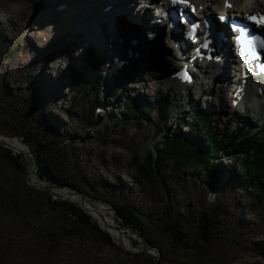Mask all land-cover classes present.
Here are the masks:
<instances>
[{"label":"rangeland","instance_id":"1","mask_svg":"<svg viewBox=\"0 0 264 264\" xmlns=\"http://www.w3.org/2000/svg\"><path fill=\"white\" fill-rule=\"evenodd\" d=\"M137 1L142 4V0ZM61 4L64 7L58 13L62 19L56 12ZM33 6L31 0H0V134L16 136L26 142L35 157L48 159L58 176L77 185L88 201L114 219L130 240L127 249L133 251L122 249L100 228L112 244L102 241L97 232L66 215L49 193L31 187L26 181L23 155L7 145L14 153L0 146V264H264V198L252 205L255 194L250 192L251 176L245 178L238 170V158L230 147L221 146L212 156L217 174L206 175L204 165L179 167L166 161L160 173L163 181L148 183L131 164L134 155L142 161L148 150L156 153L177 123L185 134L193 136L188 125L179 121H191L195 105L216 125L221 119L222 129L229 119L231 128L243 122L254 131L264 126V114L255 108L247 112L243 106L234 110L230 92L226 94V110L220 111L214 99L218 92L213 88V78L203 79V87L213 88L204 94L183 85V90L192 92L190 100L175 95V87L167 86L165 78L145 79L142 88L129 85L139 78L132 80L127 75L134 70L124 69V60L115 58L111 65V57L89 43L88 36L78 40L85 25L99 31L101 8L93 0H37V7ZM153 6L148 14L155 12ZM43 10L55 12L57 17L37 18ZM78 14L85 16L84 23L76 22V18L81 19ZM61 37L76 41V45L64 46L50 55L44 47ZM86 50L96 56L99 65L94 69L102 74L99 77L87 66V78L100 81L99 89L92 91L76 79L80 65L86 64ZM174 64L170 60L167 67L173 69ZM113 78L118 79L119 86L112 92ZM227 81L229 78L216 80L218 85ZM146 83L153 87L150 93ZM137 95L148 106L159 97L165 98L170 103L169 119L164 121L157 107L150 114L122 118L124 102ZM176 100L183 105L180 112L174 108ZM96 102L99 104L94 107ZM29 133L31 140L26 141ZM35 139L43 145L52 144L41 150L43 146ZM200 141L206 147L205 139ZM5 150L17 157L20 168ZM166 199L169 208L165 207ZM65 202L83 209L73 199ZM113 204L131 208L139 218L140 230L123 226ZM201 224L209 231L202 233ZM209 236L212 239L208 241ZM147 238L159 250L149 247ZM253 241L258 245L253 246Z\"/></svg>","mask_w":264,"mask_h":264},{"label":"bare ground","instance_id":"2","mask_svg":"<svg viewBox=\"0 0 264 264\" xmlns=\"http://www.w3.org/2000/svg\"><path fill=\"white\" fill-rule=\"evenodd\" d=\"M93 1L95 2L96 5H98L101 8V11L97 17L99 31H97V28L94 30L92 27L85 25L82 32L85 36H88L89 43L96 46L99 50L104 51L108 57H111V61H112L111 65L112 64L114 65L116 63L115 58L123 61L124 58L127 57L129 63L128 67L131 69L133 68L134 76H137V78H139L138 80L135 81V83L133 82V84L130 83L129 85L142 88L144 85L143 81H146L145 79L165 78L166 79L165 84L167 86L171 85L175 87L176 89L175 95H181L182 97H185V99L190 100L192 92L190 94L189 92L183 90L184 89L182 88L183 85L176 83L175 81L176 79H173V76L171 77L173 70L167 67L168 62H170L171 60L172 62L177 63L173 65L174 69H176L177 65H179L180 63L176 59L177 57H175V53H173L172 49L171 50L169 49L168 47L169 45H167L166 47V44H163L162 41H160L161 32L158 30L159 33L154 34L155 39L152 40V42H146L147 40L145 39L146 28L155 27L154 21L152 20L153 19L152 14L154 13L151 11L152 13L148 14L149 12L148 10L153 4H155V6H153L152 8L154 7L157 8L158 7L157 2L160 0H149L151 2L149 8H142V7H146L147 5L145 4L141 7L139 5L140 3L137 0H93ZM190 2L193 4L195 3L197 6L199 4L205 6L204 11H199L198 9L196 10V12L199 15H202L204 12L205 13L209 12L211 14H223L226 18L229 17L233 18L242 15L246 12L264 10V0H190ZM226 2L233 3V7L231 9L226 7ZM134 5L136 7L138 6L139 10L145 9L144 10L145 12L142 14L140 13L139 15L136 14L135 9L137 8H135ZM105 6H110V8L104 11L103 8ZM56 12L58 13V9L56 10ZM65 12L66 10L64 11V14ZM75 13L76 12H74V14ZM39 17L42 19H52L54 17H57V14L55 12L51 14L49 11L43 10L38 13L37 18ZM77 17H81V19L76 18V22L78 24L85 22L84 15L78 14ZM58 18L62 19L61 13H58ZM224 26L226 25L224 24ZM127 37H139L140 42L137 46H132L128 43ZM185 43L187 45L189 44L188 41H186ZM86 46L87 45H85V48ZM223 47L226 48V52L229 57L228 63L227 65H225L226 67H224L222 62H218V63L209 62L208 67H210L212 72L204 76V78H208V80L209 78L215 79L213 88L218 93L216 94V97H214V99L215 101H217V105L220 106V111L226 110L224 105L227 104L228 98L226 99V94L228 95V92H230L229 97L231 102L236 100L238 95L235 94V86L234 87L232 86V84L236 81L235 74L229 70V67L235 66V57L231 52V50L227 48L226 44H224ZM133 51L139 52L140 53L139 57L135 58L132 53ZM189 51L191 52V50L188 49V47L183 51L185 56L182 58V61H184V64H187V66L189 67V70L194 76L195 81L197 80L192 85V87H194V89L196 90L203 92V94L208 93L213 88L203 87L205 85L204 82L206 81H203L204 78H200L201 77L200 74L204 72L199 73V69L197 67H194V65L188 61V59L194 55V50H192L191 54ZM203 53H205V51H203ZM195 60H197V58ZM198 60L203 61L202 58H198ZM131 64H133V66ZM122 67H124V69L127 70L129 69L124 65H122ZM149 67L152 68L150 72L148 71ZM38 74L39 75L42 74L41 71H38ZM157 74L159 75L156 76ZM220 78H223L224 81L229 78V82L227 81L226 83L223 84L221 83L220 85H218V82H216V80ZM128 82L125 81V83ZM254 83H255L254 79L251 78L249 80L247 79L245 85H250V87H252L251 85ZM47 85H50V81H47ZM145 85L146 88H148L147 90L148 92L153 89L151 83H146ZM245 88H247V86H245ZM143 91L145 92V90ZM255 95L259 97V101H261L262 103L261 105H257V103L256 105L252 104L250 99H247L250 95L249 96L243 95V99L245 100V103L241 106H243L245 109L248 107H251L252 109L255 108V110H258V112L261 111L264 114V99H261L262 96H259L257 93H255ZM232 105L233 103L231 104V106ZM182 106L183 105L180 103V101L178 100L175 101L174 108L176 110L180 112ZM233 108L234 110H237L236 106ZM241 111L246 113L247 110L246 111L241 110ZM11 137L12 136L8 137L7 135L0 134L1 141H6L7 145L11 146L13 149H15L17 152H20L23 155V152L25 151L23 145H25V143L17 137L16 138H11ZM27 148L30 150L28 145ZM24 160L27 163V172L29 173L31 184L35 186H48L45 180H42L41 178L38 177V173H37L38 170L37 169L35 170L34 164L31 163L27 157H24ZM50 188L56 195L62 198H68L69 191L67 189H60L57 187H50ZM68 199L69 200L73 199L79 203L77 197H70ZM80 206L83 209H85L86 212L90 214L93 219L97 221L100 228L109 232L111 236L117 241V243L121 244L123 247H129L130 243H128V241L130 242V240H128V238L124 236L123 232L119 230L120 227L117 225V223H115L114 219L111 216H109L108 213L105 212L103 208L99 206L97 207L87 199L84 201L83 204H80ZM243 240L245 241V239ZM252 245L257 246L258 242L253 241Z\"/></svg>","mask_w":264,"mask_h":264},{"label":"trees","instance_id":"3","mask_svg":"<svg viewBox=\"0 0 264 264\" xmlns=\"http://www.w3.org/2000/svg\"><path fill=\"white\" fill-rule=\"evenodd\" d=\"M31 1L34 4L33 9H35L37 7V0ZM73 44H76V41ZM73 44L61 37L47 44L44 48L48 49L50 55H53L57 54L58 50L62 47H70ZM98 63L99 61L97 58L89 51L86 57V64L80 65V69L82 70L76 76L77 81L91 91L99 89L100 81L92 82L87 78L84 72L87 70V66L94 69L96 65H99ZM72 70L74 71V69ZM95 72L99 77L102 76L99 71L95 70ZM59 75H63V72H60ZM117 80V78L112 79L111 87H113L115 91L119 86V81ZM107 91L106 97H109L110 93ZM97 104L99 103L96 102L93 106ZM124 105L125 108L120 110L121 114L124 113V115L121 116L122 118L125 116L130 118L143 114H150L155 107L158 108L164 121L168 120L170 117L168 110L170 103L163 97H159V99H156L155 103L148 106L143 104L142 99H139V95H137V97H132L125 101ZM91 116L92 118L94 117L93 115ZM191 116V121L181 119L179 122L180 124H187L189 132L193 133V136L185 134L180 126L176 124L175 130L170 135L166 136L160 143L161 146L156 151V156L152 150H148L142 161H139L137 155L132 157L131 164L134 166L137 175L148 183L163 181L160 173L166 161L178 165L179 167L185 165H204L206 168V175L210 173L217 174L218 169L216 167V162L211 159L212 156L216 155L221 150V146L225 145L230 147L232 151H235V157L238 158L237 168L243 176L245 178L251 176L252 183L250 185V192L255 194L252 205L257 204L259 200L264 198V128L251 131L242 123L241 125H236V127L232 129L231 123L227 121V126L222 129L219 127L220 122L216 125V123L211 120L210 115L201 110L197 105L193 107ZM199 135L203 136L200 140L205 139L207 144L206 147L202 145L201 141L198 139ZM25 139L26 141L31 140V134L25 135ZM35 142L38 143L40 147L43 146L41 150L52 144L48 142L43 145L38 139H35ZM61 143L65 144L63 141ZM5 154L15 166L21 167L17 158H15L9 150H5ZM36 161L38 163V172L41 178L57 187L68 186L79 191L77 185L70 183L64 177L58 176L53 171L48 159H39L36 156ZM55 203L61 206L65 214L72 217L78 225L89 227L99 234L102 241L112 244L110 236L103 232L95 222H92L90 216L84 213L79 207L65 201L58 200L55 201ZM112 206L115 215L120 219L123 226L140 230L138 225L139 218L131 208L125 204H113ZM169 206L170 202L166 199L165 207L169 208ZM200 227L203 229L201 231L202 233H206V230L209 231L208 226L205 224H201ZM170 228L174 236V228H172L171 225ZM206 239L209 241L212 239V236ZM146 242L149 247L159 250V247L151 239L147 238Z\"/></svg>","mask_w":264,"mask_h":264},{"label":"water","instance_id":"4","mask_svg":"<svg viewBox=\"0 0 264 264\" xmlns=\"http://www.w3.org/2000/svg\"><path fill=\"white\" fill-rule=\"evenodd\" d=\"M8 137H10V136H8ZM11 138H16V136H12ZM24 143H26V142H24ZM0 146L2 147V148H7V149H9V150H11L12 152H13V150L11 149V148H9L8 146H7V144H6V141H1L0 140ZM23 147L25 148V151L23 152V157H27L28 158V160L31 162V163H33L34 164V167H35V170L37 169L38 170V163H37V161H36V157H35V155H34V153L32 152V151H30L28 148H27V144H25V145H23ZM10 151V152H11ZM11 152V154L13 155V153ZM154 155L156 156V153H154ZM15 158H17L15 155H13ZM22 157V156H21ZM39 173V172H38ZM41 178V177H40ZM42 179V178H41ZM45 180V179H44ZM26 181H27V183L31 186V187H33V188H35V189H40V190H43V191H45V192H47V193H49L51 196H52V198L53 199H55V200H59V201H67L68 200V198H70V197H77L78 198V201H79V203L80 204H83L84 203V201L86 200V198L82 195V193H80L79 191H77V190H75V189H73V188H71V187H68V186H63V187H57V188H60V189H67L68 191H69V194H68V198H62V197H60V196H58V195H56L53 191H52V189L50 188V186H35V185H33V184H31V180H30V177H29V173L27 172V174H26ZM46 181V180H45ZM46 182H48V181H46ZM49 183V182H48ZM51 184V183H50ZM54 185V184H53ZM70 196V197H69ZM83 210V209H82ZM84 211V213H86V214H88L85 210H83ZM97 223V222H96ZM97 225H98V223H97ZM99 226V225H98ZM99 228H100V226H99ZM120 231L122 230V229H119ZM122 249H126L127 251H133V250H131V249H127L128 247H123L121 244H119V243H117ZM131 247V246H130ZM155 249V248H154ZM148 253H152V252H148ZM153 254V253H152Z\"/></svg>","mask_w":264,"mask_h":264},{"label":"snow or ice","instance_id":"5","mask_svg":"<svg viewBox=\"0 0 264 264\" xmlns=\"http://www.w3.org/2000/svg\"><path fill=\"white\" fill-rule=\"evenodd\" d=\"M171 2L174 3V4L175 3L187 4L188 0H171ZM226 6H228V5L226 4ZM258 22L264 24V18H260ZM253 39H255V37ZM261 70L264 71V68H262Z\"/></svg>","mask_w":264,"mask_h":264}]
</instances>
